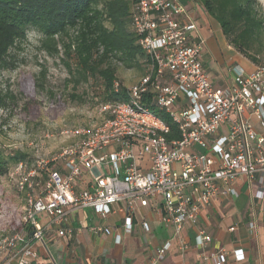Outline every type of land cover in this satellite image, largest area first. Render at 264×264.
I'll use <instances>...</instances> for the list:
<instances>
[{"label":"built area","instance_id":"1","mask_svg":"<svg viewBox=\"0 0 264 264\" xmlns=\"http://www.w3.org/2000/svg\"><path fill=\"white\" fill-rule=\"evenodd\" d=\"M130 29L148 64L127 89L126 101L101 105L102 119L92 127L61 131L74 141L57 155L21 162L8 173L21 196L22 228L6 240L2 264H30L37 244L48 252L51 229L69 238L83 229L103 232L100 226L75 227L73 215L80 210L106 220L123 204L117 211L126 213L124 229L130 231L137 207L150 201L159 204L160 222L172 229L150 264H161L173 244L181 254L194 246L199 259L224 264L223 249L205 254L212 238L203 230L196 229L193 244L182 232L197 227L212 197L234 194L238 178L252 182L264 174V61L250 73L228 70L231 85L215 87L203 65L204 41L178 0H137ZM148 97L176 126L178 139L167 140L170 128L142 102ZM256 195L261 198L262 191ZM141 227L149 231L145 221ZM234 256L242 260L239 250Z\"/></svg>","mask_w":264,"mask_h":264},{"label":"trees","instance_id":"2","mask_svg":"<svg viewBox=\"0 0 264 264\" xmlns=\"http://www.w3.org/2000/svg\"><path fill=\"white\" fill-rule=\"evenodd\" d=\"M136 1L0 0V71L17 68L13 53L33 31L41 37L42 50L55 55L61 44L64 55L76 60L75 68L64 62L75 83L98 77L104 83L105 102L126 101L128 88L119 85L114 89L116 70L107 62L113 60L124 69L139 72L140 77L146 72L148 60L130 29ZM196 2L217 22L228 46L254 65L264 61V20L255 10L256 0ZM24 88L28 90L29 86ZM14 100L12 92L0 88V110ZM142 102L154 107L149 97ZM161 118L170 128L167 140L178 139L176 126L165 116ZM29 158L27 153L8 150L0 143V181L17 164L31 161ZM13 225L16 233L21 231L19 219Z\"/></svg>","mask_w":264,"mask_h":264},{"label":"crops","instance_id":"3","mask_svg":"<svg viewBox=\"0 0 264 264\" xmlns=\"http://www.w3.org/2000/svg\"><path fill=\"white\" fill-rule=\"evenodd\" d=\"M178 1L190 14L204 41L203 65L215 87L231 85V74L226 75L224 70L235 67L245 73L254 70V64L227 45L217 22L202 11L196 0ZM249 120L259 133L260 127L255 118L249 116ZM260 177L262 184L259 183ZM231 189L234 194L212 197L210 204L201 211L197 227L185 226L182 234L193 244L196 229L203 230L212 238L205 254L210 257L217 249H223L226 252L224 264H264V174L257 175L252 182L240 177ZM258 191H262L261 198L256 195ZM158 205L150 201L148 207H137L130 231L124 229L126 213L117 211L119 207H124L123 204L114 206L106 220L98 218L91 210L90 213L80 210L73 215L72 224L75 227L100 226L103 232L90 234L83 229L80 234L69 238L60 237L55 229H51L45 236L48 252L37 244V257L30 264H47L50 252L53 264H150L157 249L170 241L172 236V229L160 222L156 212ZM142 221L148 224L149 231L142 229ZM230 228L234 230L229 231ZM237 250L242 255L239 262L234 256ZM198 253L192 246L181 254L173 244L161 264L211 263L199 259Z\"/></svg>","mask_w":264,"mask_h":264},{"label":"rangeland","instance_id":"4","mask_svg":"<svg viewBox=\"0 0 264 264\" xmlns=\"http://www.w3.org/2000/svg\"><path fill=\"white\" fill-rule=\"evenodd\" d=\"M254 7L264 20V0H256ZM40 45L41 37L29 31L26 41L13 53L17 68L0 71V88L15 96L12 104L0 110V143L8 150L27 153L31 160L39 156L53 157L71 145L74 139L61 134V131L98 124L102 119L99 108L108 103L104 101L102 79L89 77L87 82H74L64 62L75 68L76 60L64 55L61 44L59 53L55 55L48 54ZM107 63L115 68L116 81L120 86L129 88L140 78L141 74L135 70L124 69L113 60ZM42 72L44 76H41ZM224 73L230 74L228 70ZM74 78H77L76 74ZM24 86H29V89ZM150 112L165 116L157 107H151ZM21 208V196L12 182L7 176L1 178L0 264L8 256L6 240L16 233L13 223L18 221ZM49 254L46 263L53 264L51 252Z\"/></svg>","mask_w":264,"mask_h":264}]
</instances>
